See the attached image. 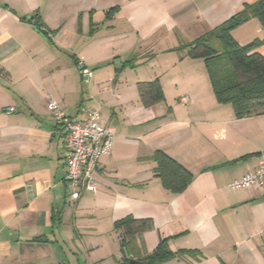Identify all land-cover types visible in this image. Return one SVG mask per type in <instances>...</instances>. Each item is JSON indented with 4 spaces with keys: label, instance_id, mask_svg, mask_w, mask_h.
I'll return each mask as SVG.
<instances>
[{
    "label": "crops",
    "instance_id": "1",
    "mask_svg": "<svg viewBox=\"0 0 264 264\" xmlns=\"http://www.w3.org/2000/svg\"><path fill=\"white\" fill-rule=\"evenodd\" d=\"M261 1L0 0V264H105L103 249L121 264L128 217L153 223L131 259L168 239L200 257L164 264H264V187L230 188L257 169L264 114L219 104L204 60L180 48ZM232 36L264 57L259 18ZM157 81L164 100L147 105L141 87ZM50 99L76 121L99 109L115 135L78 200ZM159 151L193 175L183 193L157 176Z\"/></svg>",
    "mask_w": 264,
    "mask_h": 264
},
{
    "label": "trees",
    "instance_id": "2",
    "mask_svg": "<svg viewBox=\"0 0 264 264\" xmlns=\"http://www.w3.org/2000/svg\"><path fill=\"white\" fill-rule=\"evenodd\" d=\"M251 17L259 18L264 27V0L247 6L228 22L180 47L188 56L204 60L218 103L231 104L237 118L264 114V57L254 53L260 42L257 40L241 46L232 36V31ZM141 97L147 105L152 106L164 100V93L157 81L141 87ZM154 160L157 163V176L163 186L173 193H183L193 181V175L164 152H157ZM116 229L123 231L121 264H128L129 257H135L137 249L132 244L145 231L153 229V223L128 217L117 222ZM168 243V239H161L155 252L141 261L164 264L186 255L195 260L200 257L198 252L173 253Z\"/></svg>",
    "mask_w": 264,
    "mask_h": 264
},
{
    "label": "built area",
    "instance_id": "3",
    "mask_svg": "<svg viewBox=\"0 0 264 264\" xmlns=\"http://www.w3.org/2000/svg\"><path fill=\"white\" fill-rule=\"evenodd\" d=\"M81 74L86 82H90L92 72L79 64ZM48 108L54 115L57 129L64 138L66 182L71 190L73 200L80 199L84 192H96L95 172L101 158L109 155L115 141L112 129L100 124V110L91 109L84 121L71 118L60 105L50 99ZM264 187V153L258 158V166L254 172L245 174L230 184L233 190Z\"/></svg>",
    "mask_w": 264,
    "mask_h": 264
},
{
    "label": "rangeland",
    "instance_id": "4",
    "mask_svg": "<svg viewBox=\"0 0 264 264\" xmlns=\"http://www.w3.org/2000/svg\"><path fill=\"white\" fill-rule=\"evenodd\" d=\"M187 41H191V40H182L180 42V44H182V45H184L185 43L187 44L188 43ZM191 42H193V41H191ZM169 43L170 42H167V43L165 42V44H169ZM97 238H100V237H97ZM137 245H138L137 242H135L134 244H132V246L133 247H136V248H137ZM120 251H121V249L118 251V254H123ZM101 253L103 254V257H105L107 259V260H105L106 261L105 264H115V257H109V251L106 252V250L103 249V250H101ZM176 263H179V262H175L174 264H176Z\"/></svg>",
    "mask_w": 264,
    "mask_h": 264
},
{
    "label": "water",
    "instance_id": "5",
    "mask_svg": "<svg viewBox=\"0 0 264 264\" xmlns=\"http://www.w3.org/2000/svg\"><path fill=\"white\" fill-rule=\"evenodd\" d=\"M128 264H146L145 262L138 260V259H130Z\"/></svg>",
    "mask_w": 264,
    "mask_h": 264
}]
</instances>
